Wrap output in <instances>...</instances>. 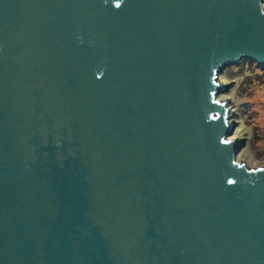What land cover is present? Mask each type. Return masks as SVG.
Here are the masks:
<instances>
[{"label": "water", "instance_id": "1", "mask_svg": "<svg viewBox=\"0 0 264 264\" xmlns=\"http://www.w3.org/2000/svg\"><path fill=\"white\" fill-rule=\"evenodd\" d=\"M243 59L263 0H0V264H264Z\"/></svg>", "mask_w": 264, "mask_h": 264}, {"label": "rangeland", "instance_id": "2", "mask_svg": "<svg viewBox=\"0 0 264 264\" xmlns=\"http://www.w3.org/2000/svg\"><path fill=\"white\" fill-rule=\"evenodd\" d=\"M219 80L225 85L232 83L218 99L228 101L230 121L235 123L230 137L244 140L237 159L251 169L264 167V69L243 59L225 67Z\"/></svg>", "mask_w": 264, "mask_h": 264}, {"label": "bare ground", "instance_id": "3", "mask_svg": "<svg viewBox=\"0 0 264 264\" xmlns=\"http://www.w3.org/2000/svg\"><path fill=\"white\" fill-rule=\"evenodd\" d=\"M231 139H235V136L230 137Z\"/></svg>", "mask_w": 264, "mask_h": 264}]
</instances>
